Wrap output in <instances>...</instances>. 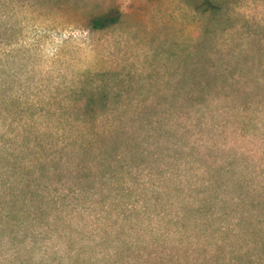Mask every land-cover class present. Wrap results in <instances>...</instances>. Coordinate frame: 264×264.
Wrapping results in <instances>:
<instances>
[{"label":"rangeland","instance_id":"obj_1","mask_svg":"<svg viewBox=\"0 0 264 264\" xmlns=\"http://www.w3.org/2000/svg\"><path fill=\"white\" fill-rule=\"evenodd\" d=\"M14 199L0 264H212L240 199L264 219V0H0Z\"/></svg>","mask_w":264,"mask_h":264},{"label":"trees","instance_id":"obj_2","mask_svg":"<svg viewBox=\"0 0 264 264\" xmlns=\"http://www.w3.org/2000/svg\"><path fill=\"white\" fill-rule=\"evenodd\" d=\"M117 15L118 18H114L115 16L93 18L90 22L91 27L94 30L106 29L118 21L120 14L117 13ZM140 117L141 115H136L133 120ZM116 132L117 131H111L110 134ZM138 155H141V152H138ZM109 166L113 167V162H110ZM18 201L19 200L16 199L10 200V202H12L10 209L6 207L0 208V241L5 243H9L10 240L13 241V237L31 231L30 226L21 223L17 224L19 219L28 218L31 215L30 210H15L14 206ZM253 205V208L248 209L244 203V199H240V201L237 202V206L233 209L235 215L234 222L218 226L217 231L221 234L222 240L215 242L217 252L212 256V264H264V219H261L260 215H258L259 217L255 215L257 205ZM126 209L130 215L136 212L135 206L133 205L129 206V209ZM149 210V208L144 207V210L141 212V214H144L145 220L152 218ZM246 212H248V214H246ZM35 213L37 215H42L41 209H37ZM194 213L205 215L203 210H186L181 217L177 214V217H180L177 225H180L182 222L186 223ZM256 214H258V212ZM160 215H162L161 220H166V213ZM14 221L16 223H14ZM141 221L142 220H138L136 223H140ZM172 221L173 220H169V224ZM182 227L186 228L187 226L182 225ZM160 236L163 240L168 238L166 234L161 232ZM225 245H229L230 250L226 256H220L218 252ZM217 255L220 257H217Z\"/></svg>","mask_w":264,"mask_h":264}]
</instances>
